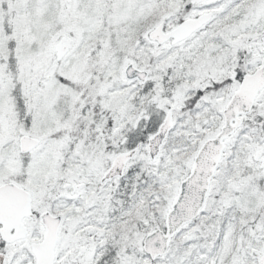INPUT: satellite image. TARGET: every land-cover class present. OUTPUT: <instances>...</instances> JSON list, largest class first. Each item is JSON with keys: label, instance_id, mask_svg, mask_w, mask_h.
<instances>
[{"label": "snow or ice", "instance_id": "snow-or-ice-1", "mask_svg": "<svg viewBox=\"0 0 264 264\" xmlns=\"http://www.w3.org/2000/svg\"><path fill=\"white\" fill-rule=\"evenodd\" d=\"M0 264H264V0H0Z\"/></svg>", "mask_w": 264, "mask_h": 264}]
</instances>
